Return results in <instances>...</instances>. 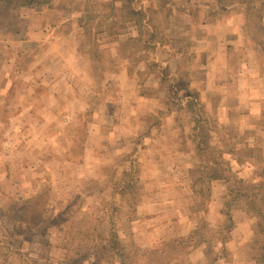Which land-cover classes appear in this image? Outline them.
Masks as SVG:
<instances>
[{
  "label": "trees",
  "instance_id": "obj_1",
  "mask_svg": "<svg viewBox=\"0 0 264 264\" xmlns=\"http://www.w3.org/2000/svg\"><path fill=\"white\" fill-rule=\"evenodd\" d=\"M26 9L36 11L42 17L41 23L49 26L43 39L53 37L58 30L61 35L70 34L74 28L87 33V38L77 47L91 60L85 72L99 77L95 88L98 99L104 97L103 69L118 62L129 64V76L134 71L155 73V95L163 92V98L160 107L143 113L142 130L136 129L134 134L112 143L114 146H105V140L95 149L102 154L125 148L117 153L119 155L111 166L103 165L107 177L92 179V185L85 188L82 195L69 197L66 204L56 210L50 205V186L37 181L33 184L34 191L13 196L2 208L1 233L12 226V234L17 224L23 223L39 233L59 234L57 246L62 249V256L39 258L7 247L1 251L0 264H83L89 255L99 261L120 264H192L190 255L201 245L206 251L202 264H228L236 260L233 249L238 226L236 208L255 218L260 226L254 233L248 254L237 263L264 264V150L250 175L239 174L233 160L254 157L250 139L241 127L239 110L233 108L229 121L219 124L206 109L196 88L190 87L180 75L169 76L167 69L158 66L151 57L157 42L163 40V30L157 21L159 15L183 16L191 33L210 28L229 16H239L243 19L246 44L254 49L264 79V0H158L155 7L144 0H0V34L12 28L16 18ZM113 47H117V55H113ZM12 53L25 57V53ZM239 54L231 53L226 70L232 78L238 70ZM147 58L151 60L145 63L142 71L138 63ZM22 68L21 63H17L16 71ZM233 79L227 82L232 84ZM5 80V93L0 102V109L4 111L8 108L10 95L15 94V86L8 85ZM53 98H59L57 91L53 92ZM175 106L177 115L180 110L186 114L189 125L186 131L184 124L176 119L191 160L187 175L198 198L193 208L195 211L209 210L212 188L217 183L223 184L225 191L218 208L220 221L214 225L202 217L186 233L168 236L156 246L142 245L133 231V223L139 217L143 188L140 156L148 138L154 135L152 130L158 131L162 127L164 116ZM96 107L95 99L82 111L85 119L77 126V135L71 145V150L76 153L82 154L87 149L86 138ZM249 124L261 131L263 140L264 99L261 100V116L250 119ZM213 131L218 133L220 148L214 141ZM211 147L216 153L211 152ZM107 188H110L108 195L104 193ZM90 193L96 194L102 205L100 214L85 207L86 195ZM4 221L8 223L6 226L2 225Z\"/></svg>",
  "mask_w": 264,
  "mask_h": 264
},
{
  "label": "rangeland",
  "instance_id": "obj_2",
  "mask_svg": "<svg viewBox=\"0 0 264 264\" xmlns=\"http://www.w3.org/2000/svg\"><path fill=\"white\" fill-rule=\"evenodd\" d=\"M157 1L144 0L154 7ZM159 16L169 17L165 14ZM231 17L234 18L231 23L237 24L235 16L227 18ZM238 18L240 22L241 17ZM41 21L42 17L36 11L26 9L16 18L12 28L0 34V85L6 79L8 85L15 86V94L10 95L7 110L0 109V221L5 204L13 196L30 194L37 181L50 186V205L59 210L69 197L82 195L85 188L92 185V179L107 177L103 165L111 166L119 155L117 153L125 148L102 154L95 149L101 147L105 140V146H114L112 143L122 141L136 129L142 130L143 119L132 112L137 110V106L149 103L147 100L139 101V94L142 91L148 94L149 91L131 86L127 63L114 70L109 66L104 69L101 79L104 97L98 99L95 88L99 77L85 72L91 60L77 47L81 40L87 38V33L74 28L70 34L61 35L58 30L53 37L43 39L49 26ZM165 21L163 19L166 25ZM175 23L179 29L181 21ZM21 39H28V42L22 43ZM13 51L25 53V57L15 56ZM6 63L8 65L3 66ZM17 63H21L23 70L16 71ZM139 76L144 78L145 72ZM181 76L187 81V74ZM1 90L0 87V97L5 93ZM56 91L59 98L54 100L53 92ZM151 95L154 99L150 102L158 104L156 95L152 92ZM95 99L97 107L86 138L87 149L79 154L71 150V145L77 135V126L85 119L83 109ZM169 122L171 124L163 125L158 131L152 130L154 135L148 138L140 156L143 188L139 217L133 223V231L137 242L147 246H156L168 236L186 233L202 217L214 225L220 221L218 208L225 185L217 183L212 188L209 210H194L193 203L198 198L187 175L191 160L186 144L182 143V132L173 120ZM183 123H188L186 118H183ZM261 134L256 130L247 134L254 149L253 158L246 156L247 160L243 157L233 160L234 167L244 177L251 174L263 154ZM214 141L220 148L219 136ZM211 152L216 153L214 147H211ZM109 191L107 188L104 193L108 195ZM85 207L96 214L102 210L94 193L86 195ZM237 209L238 226L233 241L236 260L228 264L244 260L254 233L260 228L255 218ZM7 224L6 221L2 223L4 226ZM11 228L9 226L5 233L0 231V256L7 247L39 258L62 256V249L57 246L59 234L39 233L23 223L17 224L12 234ZM190 257L192 264H202L206 257L203 245L192 251ZM83 264L120 263L99 261L89 255Z\"/></svg>",
  "mask_w": 264,
  "mask_h": 264
},
{
  "label": "crops",
  "instance_id": "obj_3",
  "mask_svg": "<svg viewBox=\"0 0 264 264\" xmlns=\"http://www.w3.org/2000/svg\"><path fill=\"white\" fill-rule=\"evenodd\" d=\"M235 17L239 22L238 16ZM163 19L166 20V25ZM233 20L234 18L232 17L226 18L210 28L200 29L191 33L183 16L169 15L167 18L159 16L157 21L159 27L163 30V40L157 42L151 57L158 62V66L167 69L169 76L187 74L188 85L197 89L199 98L219 124L229 121V113L233 108L239 110L241 127L245 135H247L255 130L261 132L258 129L251 128L249 120L257 119L261 116V100L264 99V79L260 74L259 63L254 49L246 44L242 31L243 19L241 18L239 24L238 22L237 24L231 23ZM180 21L179 26L181 27L178 29L175 22ZM25 41L28 42V39H21L22 43ZM234 52L240 53L241 58L237 59L239 60L238 70L233 75V79L226 74V70L229 61H231V53ZM117 54V47H113V55ZM150 60V58H147L140 61L138 68L143 71L145 63ZM124 65L125 62H118L113 66H109L111 67L109 69L114 70ZM35 66L36 63L34 64ZM104 69L103 71H105ZM139 74L138 71H134L130 75L132 77L129 79L130 84L134 88L139 87L149 91L148 94H139V101L147 100L149 103H145V105L140 107L137 106V110L133 111L132 114L135 113L138 118L143 119V113H148L161 106L163 92L156 94V96L154 95L159 101L158 104H156V101V103L154 101L150 102L151 99H154L151 92L155 94L157 86L155 73L145 71V76L142 79L139 78ZM4 76L3 74L1 81H3ZM229 79H233L232 84L227 82ZM53 86L56 87V85ZM0 87L3 92L5 88L2 82ZM3 94L0 97V101L3 99ZM176 110L177 106L171 113L164 116L162 127L163 125L171 124L169 122L171 120L178 127L176 125L177 120L183 123V118L187 119L186 114L182 110L178 111V115ZM138 112H140V116L137 115ZM183 124L187 129L186 131H188V123ZM212 134L214 138L218 136L216 131H213Z\"/></svg>",
  "mask_w": 264,
  "mask_h": 264
}]
</instances>
